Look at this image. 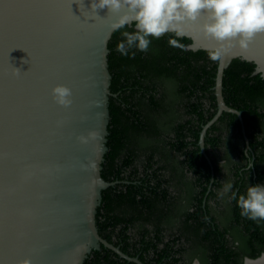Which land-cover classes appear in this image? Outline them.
<instances>
[{"label":"water","instance_id":"obj_1","mask_svg":"<svg viewBox=\"0 0 264 264\" xmlns=\"http://www.w3.org/2000/svg\"><path fill=\"white\" fill-rule=\"evenodd\" d=\"M97 15L89 0H0V264H83L101 245L143 264L104 239L96 224L102 190L114 184L101 176L113 17L106 9ZM186 32L193 51L217 46L199 22ZM233 44L217 60L216 113L200 131L203 154L206 130L223 112L243 121L222 93L231 60L254 63L264 78V33L246 49ZM56 85L71 89L69 107L52 99ZM263 257H245L244 264Z\"/></svg>","mask_w":264,"mask_h":264},{"label":"trees","instance_id":"obj_2","mask_svg":"<svg viewBox=\"0 0 264 264\" xmlns=\"http://www.w3.org/2000/svg\"><path fill=\"white\" fill-rule=\"evenodd\" d=\"M170 37L168 33L153 40L147 52H137L134 58L115 51L120 32H113L108 41L112 95L101 176L114 184L102 190L98 232L143 264H177L185 252L197 249L202 264H244L245 257L264 252V221L242 217L230 199L222 219H217L218 202L213 206L210 201L218 185L214 182L208 190L211 165L197 144L201 124L216 110L217 61L209 59L207 50L189 49L187 37L177 38L182 47L170 46ZM254 69V63L234 58L222 79L224 101L242 111L253 151L252 156L249 148L246 156L243 142L236 146L241 163L232 172L240 193L248 185L264 183V78ZM205 100L212 111H204ZM225 119L238 128L233 134L241 140L238 116L226 112L219 120ZM209 130L205 147L211 151L222 146L224 138L210 136ZM212 163L216 173L219 166L215 159ZM189 171L196 189L183 197L180 180ZM166 234L175 237L165 241ZM83 264L136 263L101 245Z\"/></svg>","mask_w":264,"mask_h":264},{"label":"clouds","instance_id":"obj_3","mask_svg":"<svg viewBox=\"0 0 264 264\" xmlns=\"http://www.w3.org/2000/svg\"><path fill=\"white\" fill-rule=\"evenodd\" d=\"M107 10L113 17L110 28L120 32L115 51L134 58L137 52H147L153 40L171 33L168 43L179 46L177 38L187 35L189 23L199 22V30L216 41L208 52L212 61L219 60L235 43L241 49L251 39L264 33V0H89V10ZM100 17V16H99ZM131 28L132 30H126ZM71 89L56 85L51 89L54 102L62 107L71 105ZM253 163L247 165L248 170ZM236 202L240 215L253 221H264V183L248 185L243 193L233 191L227 183L221 195ZM20 264H31L24 259ZM193 264H200L199 260Z\"/></svg>","mask_w":264,"mask_h":264},{"label":"flooded vegetation","instance_id":"obj_4","mask_svg":"<svg viewBox=\"0 0 264 264\" xmlns=\"http://www.w3.org/2000/svg\"><path fill=\"white\" fill-rule=\"evenodd\" d=\"M204 109H205L204 111H207V110L212 111L213 110L211 103L207 100L204 101ZM215 113H216V110H215ZM224 113H226V112H223L222 114H224ZM222 114L218 117V119L215 122H213L207 128L206 134H205L204 140H203L204 152L209 157L207 159L209 160L208 163L211 165V176H210V180H209L208 190L212 189L211 186L214 182L216 183V185H218V187L216 189H214V192L216 193V197L214 198L215 200L210 201V203L213 206L215 205L216 201L218 202L217 207L214 208L215 209L214 212H215L218 220L222 219L223 214H221V213H223L226 210V208L229 206L228 205L229 196L227 194L221 195L224 186L227 183H232L233 184V191L237 190V188L235 187V182H236L235 176H234L232 171H233L234 166L238 165L237 163H241V161H239V156H238L239 151H238L236 146H238L239 143L242 144V142H243V144H244L243 151H244L246 156H248V149L250 148L249 139L245 134L246 131L243 132V128L245 130L244 121H242V123H241L239 120V123L241 126V131L243 133V136H242L243 138L241 139L242 141L241 140L237 141L236 136L233 134V132H236L238 130V128L237 127L233 128V126H230L229 121H227V119H225L223 121L219 120L220 117L222 116ZM241 115H242V111H241ZM187 118H188V116L186 117V119ZM242 119H243V117H242ZM218 122H221V123H218ZM195 123H197L196 119H195ZM206 123L201 124V129ZM198 124H200V123H198ZM213 125H215V128L212 129ZM217 127L219 128V130H217ZM210 128H211V130H209L210 136H216V135L221 134L222 137L224 138V144L222 146L215 147V148L211 149V151H210V148H207V150H206V147H205L206 146L205 138L207 135V131ZM197 144L199 145V140L197 141ZM250 152L253 156V151L251 150V148H250ZM200 153H202L201 148H200ZM212 159H215V163L219 166V169L216 173H215L214 168H213L214 165L212 163ZM193 179L194 178L192 177V172L189 171L184 176V180L183 181H182V179L180 180L181 181V188H182L181 195H183V197L190 195V194H193L194 190L196 189V186H194V184H193ZM183 201L184 200H182L181 202H183ZM188 201H189V198L186 200V202H188ZM187 208H188V206H187ZM174 237H175V235H167L166 234V236L164 237V240L167 241V240H170L171 238H174ZM201 257H202V255H200V252L198 251V249L192 250V251L187 252V253L185 252L182 256L183 262L179 261L177 264H193V261L196 259H198L200 264H202Z\"/></svg>","mask_w":264,"mask_h":264},{"label":"bare ground","instance_id":"obj_5","mask_svg":"<svg viewBox=\"0 0 264 264\" xmlns=\"http://www.w3.org/2000/svg\"><path fill=\"white\" fill-rule=\"evenodd\" d=\"M264 261V257L263 258H261V259H259V260H257L256 262L258 263V264H261L262 262ZM250 262H247V264H249ZM256 263V264H257Z\"/></svg>","mask_w":264,"mask_h":264},{"label":"rangeland","instance_id":"obj_6","mask_svg":"<svg viewBox=\"0 0 264 264\" xmlns=\"http://www.w3.org/2000/svg\"><path fill=\"white\" fill-rule=\"evenodd\" d=\"M255 263H256V262H255ZM249 264H254V263L250 262ZM261 264H264V261H263Z\"/></svg>","mask_w":264,"mask_h":264}]
</instances>
